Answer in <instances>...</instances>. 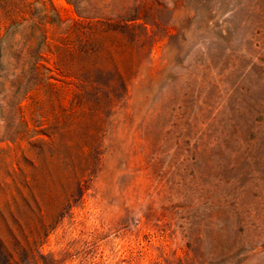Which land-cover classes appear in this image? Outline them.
<instances>
[{
    "label": "rangeland",
    "instance_id": "1",
    "mask_svg": "<svg viewBox=\"0 0 264 264\" xmlns=\"http://www.w3.org/2000/svg\"><path fill=\"white\" fill-rule=\"evenodd\" d=\"M0 264H264V0H0Z\"/></svg>",
    "mask_w": 264,
    "mask_h": 264
},
{
    "label": "trees",
    "instance_id": "2",
    "mask_svg": "<svg viewBox=\"0 0 264 264\" xmlns=\"http://www.w3.org/2000/svg\"><path fill=\"white\" fill-rule=\"evenodd\" d=\"M126 19H129V20H125L126 22H134V21H138L139 20L137 18V16H133V17L127 16ZM35 64H37V63H35Z\"/></svg>",
    "mask_w": 264,
    "mask_h": 264
}]
</instances>
